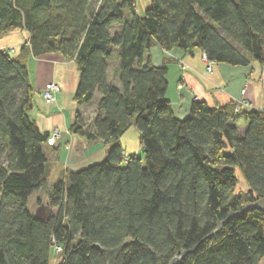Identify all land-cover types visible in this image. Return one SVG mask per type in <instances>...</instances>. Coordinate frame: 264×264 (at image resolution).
<instances>
[{"label": "trees", "instance_id": "trees-1", "mask_svg": "<svg viewBox=\"0 0 264 264\" xmlns=\"http://www.w3.org/2000/svg\"><path fill=\"white\" fill-rule=\"evenodd\" d=\"M16 29L29 33L21 55L0 50V264H49L52 248H61L57 264L264 261V210L227 221L264 199V112L194 100L181 120L166 96L167 67L144 62L157 44L264 66V0H151L142 15L134 0H0V36ZM49 54L77 62L79 107L100 95L93 121L78 110L70 130L110 147L52 183L40 221L29 200L48 185L50 134L29 115L26 61ZM133 124L144 158L118 143ZM237 170L247 193L236 192Z\"/></svg>", "mask_w": 264, "mask_h": 264}, {"label": "crops", "instance_id": "crops-1", "mask_svg": "<svg viewBox=\"0 0 264 264\" xmlns=\"http://www.w3.org/2000/svg\"><path fill=\"white\" fill-rule=\"evenodd\" d=\"M137 12L144 14L151 0H134ZM29 33L16 29L0 36V50L18 57L28 44ZM205 54L201 50L184 53L178 48L163 50L154 44L144 55L153 66H166L168 78L167 99L175 116L185 119L194 100L203 101L210 107H222L244 102L242 108L259 110L264 107V66L252 62L249 66H233L213 62V70L206 71ZM30 84L34 90L33 107L29 111L31 120L43 133L61 131L55 145L48 149L49 178L54 168L59 177L68 171H78L104 160L109 145L102 140L89 141L70 130L79 107L76 92L80 81V69L75 60H66L60 54L43 57L29 55L27 58ZM49 83H56L60 92L54 102L49 103L42 92ZM100 98V95L98 99ZM93 121V120H92ZM242 124V122H241ZM245 130V127L242 131ZM120 146L126 157L137 155L142 158L141 133L133 124L120 138ZM50 150L52 152H50Z\"/></svg>", "mask_w": 264, "mask_h": 264}, {"label": "rangeland", "instance_id": "rangeland-1", "mask_svg": "<svg viewBox=\"0 0 264 264\" xmlns=\"http://www.w3.org/2000/svg\"><path fill=\"white\" fill-rule=\"evenodd\" d=\"M118 62H119L118 51L115 49L113 58H112L111 63H110L109 80H111L112 82L114 81V76H113L114 67L118 65ZM98 97H99V94L97 93L95 99L91 102V104L88 107L85 108V112L82 113L83 116L85 117V119H88L89 123L92 122V120L94 119V116H95L94 110L98 104ZM244 127H246L245 122H243L241 125H239L240 130ZM45 151L48 152V149L46 147H45ZM50 152H52V151L50 150ZM142 158H144L143 155H142ZM59 171L60 170L58 168H54L53 174H51V176L48 180L47 187L45 189H42V190L35 192L32 195V197L30 198L29 209L33 213H35L36 209H38L41 205H47V203L49 202L50 187H51L53 182H55L58 178H60L59 177ZM236 173H237V178H238V184L236 187V192L247 193L249 190L247 183L242 178V175L240 174V172L238 170L236 171ZM51 213L55 214L56 208H52ZM59 254L60 253H58L57 251L54 250V248H52L49 264H57L58 260H59L58 259ZM260 264H264V261H262Z\"/></svg>", "mask_w": 264, "mask_h": 264}, {"label": "built area", "instance_id": "built-area-1", "mask_svg": "<svg viewBox=\"0 0 264 264\" xmlns=\"http://www.w3.org/2000/svg\"><path fill=\"white\" fill-rule=\"evenodd\" d=\"M204 60L206 63V71L208 73L212 72L213 70V62H210L207 60L206 56H204ZM60 92V88L56 83H49L47 84V86L45 87L44 91L42 92V97L49 103H52L55 101L57 95ZM244 105H246V103L244 102H238L236 104L235 110L238 111L240 110ZM260 111L264 112V107L259 109ZM61 135V131L58 129H55L49 136L48 140H47V145L49 146H53L55 145L57 139L60 137ZM56 251L58 253L61 252V248H56Z\"/></svg>", "mask_w": 264, "mask_h": 264}, {"label": "water", "instance_id": "water-1", "mask_svg": "<svg viewBox=\"0 0 264 264\" xmlns=\"http://www.w3.org/2000/svg\"><path fill=\"white\" fill-rule=\"evenodd\" d=\"M250 209H261V210H264V199L258 200L257 202H255L253 204L244 205L242 207V210L239 213H230L228 215L227 221L232 219L233 217L241 214L242 212H244L246 210H250ZM49 214H50L49 208L47 206H45V205H41L38 209H36V211L34 213V217L36 219L40 220V221H46L47 218L49 217ZM223 224H224V222L219 223V230H220V228L222 227ZM183 255L179 256L177 258V260L181 259L183 257ZM172 264H175V261H173Z\"/></svg>", "mask_w": 264, "mask_h": 264}]
</instances>
